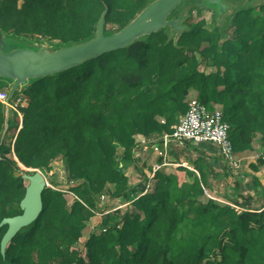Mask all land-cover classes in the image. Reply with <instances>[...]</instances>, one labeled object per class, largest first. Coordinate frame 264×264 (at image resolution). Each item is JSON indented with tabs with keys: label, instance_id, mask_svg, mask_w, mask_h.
I'll list each match as a JSON object with an SVG mask.
<instances>
[{
	"label": "trees",
	"instance_id": "1",
	"mask_svg": "<svg viewBox=\"0 0 264 264\" xmlns=\"http://www.w3.org/2000/svg\"><path fill=\"white\" fill-rule=\"evenodd\" d=\"M148 1L0 0V29L66 46L94 37L104 10L105 26L119 30ZM234 20L232 37L221 42L220 33L201 22L176 43L159 31L32 79L22 89L20 127L18 119L4 129L0 102V222L22 214L26 184L20 165L46 169L63 157L78 180L69 187L76 197L71 203L66 192L44 189L41 213L0 249V264H264V209L203 201V159L193 162L199 176L182 166L154 171L145 179L154 181L151 191L142 181L125 184L114 167V140L125 160L133 158L131 133L170 132L192 92L208 107L221 106L235 151L259 134L264 142V5L255 13L239 11ZM197 55L205 65L211 60L214 70L200 71ZM106 182L115 188L107 192L130 206L116 224L92 232L81 249L89 205ZM179 224L185 227L178 236ZM7 227H0V241Z\"/></svg>",
	"mask_w": 264,
	"mask_h": 264
},
{
	"label": "rangeland",
	"instance_id": "2",
	"mask_svg": "<svg viewBox=\"0 0 264 264\" xmlns=\"http://www.w3.org/2000/svg\"><path fill=\"white\" fill-rule=\"evenodd\" d=\"M224 3L227 4L228 10L225 11L223 14H219L217 8L214 6L208 5L205 0H183L172 12L169 18H177L180 14L185 15V19L182 22L188 27V30L197 29L200 26V23L203 22V27L207 30L213 32L217 30L220 33V42L224 41L229 37H232L233 30L235 28V16L239 11H253L256 12L259 6L264 5V0H223ZM105 33H113L118 30V28H112L109 26H105L104 28ZM163 31L164 36L167 40H172L174 43L178 40L179 36H176L175 32H171L169 28H164ZM150 36V35H149ZM149 36H143L140 40H148ZM4 39L8 40L9 43L7 45V50L15 48L18 45L21 46H30V47H45L47 50H55L62 46L64 43H61L56 40H51L45 37H41L39 35L34 37H25L21 35H15L9 32H3ZM155 40V38H153ZM199 64V70L205 73L214 70V67L211 65V60H209V64L205 65V63L201 60V57L197 55ZM12 85L11 81L5 80L0 78V91L6 92L8 95V91ZM24 87H18L12 97L10 99L11 104H15V109L19 110V107H25L26 102L23 94ZM195 92H192L187 97V107L197 101ZM216 107L221 108L220 105L217 103H211L209 105L210 109H214ZM222 109V108H221ZM21 113V112H20ZM183 115V114H182ZM18 114L17 111H14L10 107V111L8 114L7 124L6 127L9 125L14 124L18 121ZM178 119H176L173 124H176ZM163 132L156 134L160 136ZM131 137L134 143V151H133V158L131 159H124V148L117 142L113 141V145L115 146V155L114 156V167L115 170L119 172V174L123 175L125 180L123 182L127 185H134L139 181L145 182L147 184V190L151 191L154 185V181H145V179H149L152 177L151 169L153 166L159 163V156L156 151H153L150 148V143L148 139H151L153 134H144L142 132L134 131L131 133ZM155 145H158V142H155ZM258 146V145H257ZM259 146L255 149V151L259 154ZM148 155V158L147 156ZM146 156V157H145ZM15 161H17L14 155ZM255 158H251L254 160ZM247 161H250L247 160ZM161 168V167H160ZM33 169V168H32ZM159 169V168H158ZM157 169V170H158ZM35 170L43 177L45 181V188H54L61 191L66 192L65 198L68 203H71L76 197L69 191V187L75 184L78 180H74V177L67 172L65 162L63 157H60L53 161L49 168L46 169H39L35 168ZM142 172V173H141ZM166 173H172V170H166ZM27 175L33 173L30 171H25ZM145 176V178H144ZM147 177V178H146ZM190 181V178H188ZM25 184H28V180L25 179ZM213 188L210 187L209 189L205 187L207 193L204 191L203 194V201H206L210 197L213 198H222L221 200L227 201L228 198L226 189V184L224 179L215 180L213 184ZM114 192L115 188L114 185L110 182H106L101 191L94 194L92 198V206L89 205L92 215L86 222V228L82 231L81 237L79 238L78 247L81 249L83 248V244L86 241L87 237L92 232H99L102 230L103 227L112 226L116 224L120 220L121 213L130 205L125 203L123 198L113 196L108 192ZM208 194V195H207ZM263 194V193H262ZM260 194L259 197L263 201L264 197ZM214 199V200H215ZM259 199L256 196L255 200ZM219 202V201H217ZM106 218V223L103 220ZM184 224H179L178 228V236L184 229ZM14 237V236H13ZM12 237V238H13ZM11 238V239H12ZM8 244V243H7Z\"/></svg>",
	"mask_w": 264,
	"mask_h": 264
},
{
	"label": "water",
	"instance_id": "3",
	"mask_svg": "<svg viewBox=\"0 0 264 264\" xmlns=\"http://www.w3.org/2000/svg\"><path fill=\"white\" fill-rule=\"evenodd\" d=\"M183 0H149L136 15L121 29L113 33H105L104 10L96 24L94 37L81 43L62 46L55 50H47L45 47H30L18 45L7 50L8 40L4 39L0 29V78L11 81L5 104L6 129L10 107L8 103L12 94L18 87L27 86L32 79H39L48 75L61 72L70 67L99 57L104 53L132 45L143 36L157 33L164 28H169L180 36L188 27L182 22L184 14L177 18H169L175 8ZM251 1V0H248ZM205 2L217 8L219 14L228 10L223 0H205ZM22 168V178L28 180L25 193L20 201L22 214L8 217L0 222V227L7 225V230L0 241V249L3 253L7 243L22 228L35 221L42 210V192L45 189L43 177L32 168ZM25 171L33 172L29 175Z\"/></svg>",
	"mask_w": 264,
	"mask_h": 264
},
{
	"label": "crops",
	"instance_id": "4",
	"mask_svg": "<svg viewBox=\"0 0 264 264\" xmlns=\"http://www.w3.org/2000/svg\"><path fill=\"white\" fill-rule=\"evenodd\" d=\"M257 145L259 146V154L255 151ZM235 153L240 160V167L237 170L230 169L222 159L218 147L209 142L198 145L189 143L184 147H172L165 159L161 157L163 162L159 163L165 164L162 167H186L199 176L193 162L201 158L204 160L203 170L206 171V187L208 189L213 188L215 180L222 178L225 180L226 189L228 190L227 195L230 199L223 201L222 198L215 199L207 194L208 197L220 203H228L231 206H234L233 203L237 201L238 203H244L243 206L246 208L263 210L264 200L260 199L262 196L259 197L262 193L264 197V142L262 136L259 134L248 148L235 151ZM251 158L255 159L251 160ZM249 159L250 161H247ZM251 163L257 167V170L250 167ZM254 180L257 181V184ZM204 191L207 193L210 190L204 187ZM256 196L259 199L255 200Z\"/></svg>",
	"mask_w": 264,
	"mask_h": 264
},
{
	"label": "built area",
	"instance_id": "5",
	"mask_svg": "<svg viewBox=\"0 0 264 264\" xmlns=\"http://www.w3.org/2000/svg\"><path fill=\"white\" fill-rule=\"evenodd\" d=\"M6 100L7 93L0 91V102L5 105ZM8 105L17 111L20 127L22 114L15 109V104L9 102ZM229 130L230 125L224 119L221 108L210 109L207 105L195 101L178 118L177 123L171 126L170 132H163L160 136L152 135L148 142H151L150 148L163 159L166 158L172 147H184L189 143L197 145L207 142L213 143L218 147L219 153L228 167L237 170L240 167V160L233 148ZM156 141L158 145H155ZM163 165L165 164L158 163L153 166L152 173Z\"/></svg>",
	"mask_w": 264,
	"mask_h": 264
}]
</instances>
